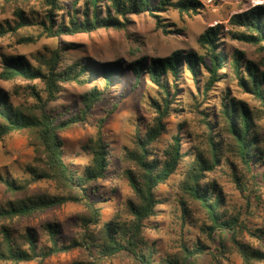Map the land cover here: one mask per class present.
<instances>
[{
    "label": "trees",
    "instance_id": "obj_1",
    "mask_svg": "<svg viewBox=\"0 0 264 264\" xmlns=\"http://www.w3.org/2000/svg\"><path fill=\"white\" fill-rule=\"evenodd\" d=\"M0 4L12 15L0 23V40L11 37L18 45L98 30L127 33L131 17L142 14L162 34H179L181 29L163 15L193 17L206 7L202 0ZM196 45L152 57L140 55V48L132 45L127 63L120 58L96 63L71 58L72 44L46 46L30 56L0 52V81L14 84L11 90L0 85V141L19 133L33 150L20 175L0 169V264H46L74 251L77 257L66 264L115 259L121 264H230L233 253L242 264H264V229L247 222L252 208L264 203V3H249L207 26ZM142 83L150 87L145 99L150 118L135 119L128 142L116 152L104 126L124 95L119 88L134 90ZM68 87L76 89L74 98L63 99ZM211 96L215 102L209 101ZM114 97L118 99L95 116V107ZM184 113L197 119L203 138L190 130L183 135ZM171 116L179 121L176 132L165 138ZM87 126L95 133L81 146L85 163L74 167L66 159L62 134ZM219 172L242 195L238 209H229ZM178 173L179 180L169 186L177 237L171 249L161 252L145 232L156 227L151 218L166 201L158 188ZM108 178L126 180L129 193L121 213L101 222L98 182ZM40 182L52 183L56 191L33 190ZM69 203L82 206L71 237L62 235L56 219L37 227L22 225Z\"/></svg>",
    "mask_w": 264,
    "mask_h": 264
},
{
    "label": "rangeland",
    "instance_id": "obj_2",
    "mask_svg": "<svg viewBox=\"0 0 264 264\" xmlns=\"http://www.w3.org/2000/svg\"><path fill=\"white\" fill-rule=\"evenodd\" d=\"M206 7L198 15L193 17H180L176 12H169L163 17L166 21L173 23L174 27L181 29L179 34L164 35L160 30H156L154 22L147 14L137 15L131 17V24L127 33L120 31L98 30L90 34H77L74 36H63L58 39H40L35 44L18 45L14 38L7 37L0 40V52L7 54H26L28 56L35 54L44 47L54 48L60 44H72L75 48L68 51V56L77 59H88L89 61L103 62L114 59H123L125 63L130 61L128 53L129 48L138 46L140 48V55L164 56L174 49H191L197 48L196 37L207 26L224 21L231 13L244 7L254 0H202ZM12 17L10 12H4L0 4V23ZM34 33L35 31H30ZM129 35V38L127 37ZM0 85L5 89H12L14 84L12 82L0 81ZM40 85V83H39ZM127 85V84H126ZM149 84L142 83L134 90L130 86L119 88V92L123 91L124 95L120 97V102L117 110L110 116L104 126V134L106 138L111 141L115 151L118 152L123 144L128 142L130 133L133 128V121L135 119L141 122H147L150 118V113L147 111L146 97L149 94ZM76 93L75 88L68 87L64 92L63 99L74 98ZM117 95V94H116ZM240 97L247 98L246 96ZM117 97V96H116ZM114 97V98H116ZM107 98L103 103L96 106L94 112L95 116L101 114L104 108H108L111 100ZM17 100V97H13ZM209 101L215 102L213 96ZM53 105V104H51ZM186 121V130L183 135L187 136L190 131H193L194 136L203 138L202 128L198 125L197 119L191 114L184 113L181 120ZM178 119L175 116L167 118L168 132L164 134L165 138L170 137L176 132ZM187 131V133H186ZM95 133V128L87 126L85 128H74L62 134L65 142V155L67 161L71 162L74 167H81L86 157L82 153L81 146L86 141L87 137ZM196 138V137H195ZM185 148L189 147V143L185 144ZM33 150L28 146L27 138L19 133H13L0 141V169H8L14 175H20V166L32 160ZM220 177L218 181L223 187L226 195V202L230 210L238 209V205L243 202L242 195L235 188L233 182L219 172ZM180 174L171 176L167 185H161L158 188L157 194L166 199V201L158 206V215L151 218V224L156 227L145 232V237L152 241L158 242V248L161 252L171 249L175 238L177 237L176 229L178 222L175 218L174 201L171 192L169 191L170 184L177 182ZM99 200L101 210V222L107 221L116 214L121 213L123 202L126 195L129 193V186L126 180H115L108 178L99 180ZM32 189H43L49 192L56 191L55 186L50 182H40L32 186ZM3 196V188L0 185V198ZM255 204V203H254ZM82 210V206L77 204H65L60 207H55L38 218L30 221H24L22 225H32L37 227L41 221L56 219L61 225V232L64 237H71L76 231L74 224L76 214ZM254 215L247 217L248 226L261 227L264 229V203L252 208ZM195 232H192L194 234ZM246 241H251L247 236ZM78 251L70 254H62L58 257H52L46 261V264H66L73 258H76ZM230 264H242L240 258L235 254H230ZM208 260H202L201 264H208ZM2 264V263H1ZM21 264H36V262H27ZM107 264H121L117 259Z\"/></svg>",
    "mask_w": 264,
    "mask_h": 264
},
{
    "label": "built area",
    "instance_id": "obj_3",
    "mask_svg": "<svg viewBox=\"0 0 264 264\" xmlns=\"http://www.w3.org/2000/svg\"><path fill=\"white\" fill-rule=\"evenodd\" d=\"M212 0H207V2H211ZM262 3H264V0H254L253 2H252V4L253 5H256V4H262Z\"/></svg>",
    "mask_w": 264,
    "mask_h": 264
}]
</instances>
